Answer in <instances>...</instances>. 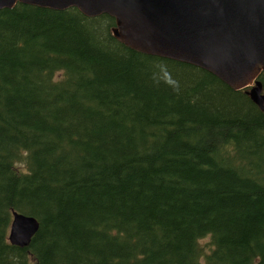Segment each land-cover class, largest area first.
<instances>
[{"label": "trees", "instance_id": "obj_1", "mask_svg": "<svg viewBox=\"0 0 264 264\" xmlns=\"http://www.w3.org/2000/svg\"><path fill=\"white\" fill-rule=\"evenodd\" d=\"M112 27L0 10V264H264V113ZM12 213L38 223L26 247Z\"/></svg>", "mask_w": 264, "mask_h": 264}, {"label": "water", "instance_id": "obj_2", "mask_svg": "<svg viewBox=\"0 0 264 264\" xmlns=\"http://www.w3.org/2000/svg\"><path fill=\"white\" fill-rule=\"evenodd\" d=\"M52 10L74 8L114 20L111 36L140 54L200 68L234 91L246 89L264 113L256 78L264 72V0H0ZM38 230L30 216L11 214L10 245L26 247Z\"/></svg>", "mask_w": 264, "mask_h": 264}, {"label": "rangeland", "instance_id": "obj_3", "mask_svg": "<svg viewBox=\"0 0 264 264\" xmlns=\"http://www.w3.org/2000/svg\"><path fill=\"white\" fill-rule=\"evenodd\" d=\"M260 95H263V94L260 93ZM200 247H201L202 251H206L207 248L209 247V245L207 244L205 239L200 241Z\"/></svg>", "mask_w": 264, "mask_h": 264}]
</instances>
